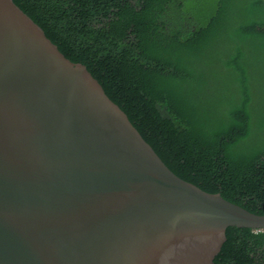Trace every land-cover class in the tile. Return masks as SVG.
Wrapping results in <instances>:
<instances>
[{
    "label": "water",
    "instance_id": "water-1",
    "mask_svg": "<svg viewBox=\"0 0 264 264\" xmlns=\"http://www.w3.org/2000/svg\"><path fill=\"white\" fill-rule=\"evenodd\" d=\"M253 214L173 174L80 63L0 0V264H213Z\"/></svg>",
    "mask_w": 264,
    "mask_h": 264
},
{
    "label": "trees",
    "instance_id": "trees-1",
    "mask_svg": "<svg viewBox=\"0 0 264 264\" xmlns=\"http://www.w3.org/2000/svg\"><path fill=\"white\" fill-rule=\"evenodd\" d=\"M13 2L173 174L264 215V0ZM213 264H264V230L228 228Z\"/></svg>",
    "mask_w": 264,
    "mask_h": 264
},
{
    "label": "rangeland",
    "instance_id": "rangeland-1",
    "mask_svg": "<svg viewBox=\"0 0 264 264\" xmlns=\"http://www.w3.org/2000/svg\"><path fill=\"white\" fill-rule=\"evenodd\" d=\"M242 3V0H241ZM261 96L258 98V106L257 109L264 114V94H260ZM264 116H262L258 122L256 123L255 133L253 136V141H264V124H263Z\"/></svg>",
    "mask_w": 264,
    "mask_h": 264
}]
</instances>
